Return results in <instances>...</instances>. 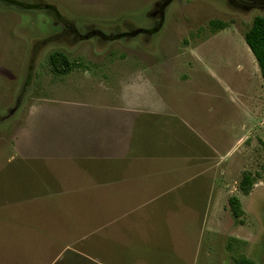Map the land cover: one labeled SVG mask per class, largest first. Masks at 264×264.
Returning <instances> with one entry per match:
<instances>
[{
	"label": "rangeland",
	"instance_id": "obj_1",
	"mask_svg": "<svg viewBox=\"0 0 264 264\" xmlns=\"http://www.w3.org/2000/svg\"><path fill=\"white\" fill-rule=\"evenodd\" d=\"M257 15L264 9L236 0H0V213L13 187L29 186L40 172L36 164L5 163L21 112L41 93L106 99L104 85L130 83L142 72L195 112L207 132L212 120L221 150L219 209L175 219L160 205L135 222L125 216L135 227L126 243L123 228L116 234L111 227L84 243L27 242L0 221V264H237L241 257L264 264V80L245 40ZM54 53L72 63L68 72L52 70ZM70 81L78 84L62 87ZM246 171L254 179L249 193L239 188ZM231 195L241 199V218L230 211ZM99 214L91 210L93 219Z\"/></svg>",
	"mask_w": 264,
	"mask_h": 264
},
{
	"label": "crops",
	"instance_id": "obj_2",
	"mask_svg": "<svg viewBox=\"0 0 264 264\" xmlns=\"http://www.w3.org/2000/svg\"><path fill=\"white\" fill-rule=\"evenodd\" d=\"M132 77L130 83L122 78L104 85L106 99L54 90L21 112L5 166L36 164L40 172L28 178L29 186L13 187L0 213V221L19 229L20 238L84 243L88 234L111 227L116 234L123 228L119 237L126 243L128 229L135 227L125 219L135 222L160 205L175 219L182 212L219 209L213 195L221 150L212 120L207 132L195 112L168 99L154 77L142 72ZM234 145L233 140L229 151ZM12 172L6 181L14 183ZM91 210L100 214L93 219Z\"/></svg>",
	"mask_w": 264,
	"mask_h": 264
},
{
	"label": "trees",
	"instance_id": "obj_3",
	"mask_svg": "<svg viewBox=\"0 0 264 264\" xmlns=\"http://www.w3.org/2000/svg\"><path fill=\"white\" fill-rule=\"evenodd\" d=\"M216 26V25H215ZM218 28L226 27V24L222 21L217 22ZM245 40L253 52L264 80V16L257 15L254 17L251 26L245 32ZM49 64L52 70L56 73H65L71 69L72 63H69L68 59L61 53H54L49 58ZM58 62H64L61 66H58ZM254 179L250 172H244L240 181L239 188L243 193H249L251 191ZM230 211L235 218H241L243 214V208L241 206V199L237 195H231L228 198ZM242 219H240L241 221ZM230 247V245H229ZM237 264H255L248 258L241 257L234 259Z\"/></svg>",
	"mask_w": 264,
	"mask_h": 264
},
{
	"label": "flooded vegetation",
	"instance_id": "obj_4",
	"mask_svg": "<svg viewBox=\"0 0 264 264\" xmlns=\"http://www.w3.org/2000/svg\"><path fill=\"white\" fill-rule=\"evenodd\" d=\"M238 3H239V5H241V7H249V8H263L264 9V4H262V3H258V0H252V1H250V2H248V1H245V0H236Z\"/></svg>",
	"mask_w": 264,
	"mask_h": 264
}]
</instances>
